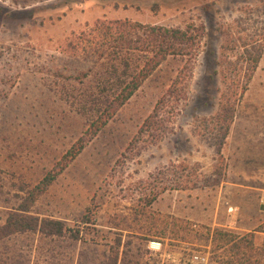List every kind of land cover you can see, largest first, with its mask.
Here are the masks:
<instances>
[{
    "label": "rangeland",
    "instance_id": "374dc122",
    "mask_svg": "<svg viewBox=\"0 0 264 264\" xmlns=\"http://www.w3.org/2000/svg\"><path fill=\"white\" fill-rule=\"evenodd\" d=\"M119 1L142 25L185 31L189 43L94 131L96 109L111 101L113 48L71 46L94 23L93 1L0 0V224L57 173L30 212L69 230L0 240V260L110 264L115 252L117 264H174L205 251L237 264L239 244L217 233L255 216L258 199L243 187H264V0ZM158 37L140 30L130 41L177 42ZM133 53L140 66L153 55ZM239 57L258 58L256 69ZM178 114L193 122L177 126Z\"/></svg>",
    "mask_w": 264,
    "mask_h": 264
},
{
    "label": "trees",
    "instance_id": "16d2710c",
    "mask_svg": "<svg viewBox=\"0 0 264 264\" xmlns=\"http://www.w3.org/2000/svg\"><path fill=\"white\" fill-rule=\"evenodd\" d=\"M140 30H147L151 35H159L158 38L176 39L177 42L165 41L163 44H159V42L151 44L149 41L145 42L144 39H139L137 43L134 44L133 41H130L131 37ZM77 39L79 40L78 43L71 44V46L73 49H77L79 44V48L82 49V52H87V48L91 46H93L96 51L104 48V46L113 48L112 56L106 62V66H108L107 80L110 81V85L113 87L111 89L112 92L109 95L105 93L109 90L107 87H102V91H100L101 95L107 94L106 99L109 97L111 98V101H109L108 105L103 109H96L95 113H97V115L95 121L92 122V126L95 125L96 127L94 131L99 130L107 123L113 115V112L122 106L136 92L141 83L162 61L166 59L167 56L181 55L186 52L185 44L189 41L186 38L185 31L168 29L160 26L142 25L127 20H97L89 27V29L82 31ZM222 48L226 47L223 45ZM135 50L142 54H146L145 56H148L147 53L150 52H152L153 55H151V57H145L146 60L144 65L140 66L139 62L136 64L134 63L136 62L134 60V56L136 55L133 53ZM239 59L241 63L247 66L248 72L252 73L256 69L258 58L254 59L247 57L245 58V61H243L241 57H239ZM82 148L83 143L80 141L77 147L75 146L71 148L63 157L65 160L64 163L67 164L72 161L80 153ZM56 175L57 173L46 175L35 187L36 193L35 190L30 192L29 197L27 198L28 203L19 204L13 211L6 213L4 221L0 224V240L19 234L35 232L49 238L63 237L66 232L69 231L62 221L49 218L39 219V217L31 215L30 212V206L35 203L38 196L54 181ZM217 234L221 237L220 239H226L225 243L235 241L239 244V246L237 245L235 247L237 252L235 254V262L237 264H246L247 261L244 254L242 252L238 254V249H240V251L242 250L240 244L248 249H252L251 241L248 240L246 236L237 239V235L232 231H223L222 233ZM72 236L74 238L78 237L76 231ZM228 249L231 251L232 247H228ZM259 254L264 259V246L259 251ZM114 255L115 252L113 255H108V258L110 257V264L116 263L117 256ZM220 257L217 261H214L216 264H230V259L228 257L226 258V263L221 262L222 257ZM0 264H10V259L4 256V258L0 260Z\"/></svg>",
    "mask_w": 264,
    "mask_h": 264
},
{
    "label": "crops",
    "instance_id": "0c3cea01",
    "mask_svg": "<svg viewBox=\"0 0 264 264\" xmlns=\"http://www.w3.org/2000/svg\"><path fill=\"white\" fill-rule=\"evenodd\" d=\"M96 15L93 18V22L97 20L107 21H130L142 24L138 19V12H135L130 5H121L120 1L113 0H92ZM140 10V8H136ZM245 190H249L253 196L258 199V207L255 216L243 219H236L235 222L230 225L229 228L237 235V239H241L244 236L251 241L252 252L256 255L252 258L253 264H264V259L260 256L259 251L264 246V187L252 186L243 187ZM237 214H239L238 208H235ZM233 219L234 216L232 215ZM241 218V217H240Z\"/></svg>",
    "mask_w": 264,
    "mask_h": 264
},
{
    "label": "built area",
    "instance_id": "2783aa9c",
    "mask_svg": "<svg viewBox=\"0 0 264 264\" xmlns=\"http://www.w3.org/2000/svg\"><path fill=\"white\" fill-rule=\"evenodd\" d=\"M152 250H160V245L154 243L153 246H150ZM174 264H216L210 259L209 253L205 251H192L185 258L181 260L174 261Z\"/></svg>",
    "mask_w": 264,
    "mask_h": 264
},
{
    "label": "clouds",
    "instance_id": "9594fccd",
    "mask_svg": "<svg viewBox=\"0 0 264 264\" xmlns=\"http://www.w3.org/2000/svg\"><path fill=\"white\" fill-rule=\"evenodd\" d=\"M193 122V119H188L187 121L183 120V114H178L174 123L177 126H182L184 128L188 127Z\"/></svg>",
    "mask_w": 264,
    "mask_h": 264
}]
</instances>
